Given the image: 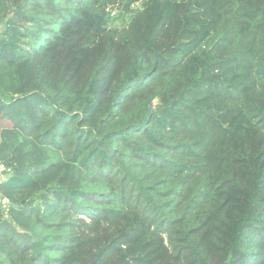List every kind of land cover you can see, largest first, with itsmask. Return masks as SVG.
<instances>
[{
	"label": "trees",
	"instance_id": "16d2710c",
	"mask_svg": "<svg viewBox=\"0 0 264 264\" xmlns=\"http://www.w3.org/2000/svg\"><path fill=\"white\" fill-rule=\"evenodd\" d=\"M0 161V264H264V0H0Z\"/></svg>",
	"mask_w": 264,
	"mask_h": 264
},
{
	"label": "rangeland",
	"instance_id": "374dc122",
	"mask_svg": "<svg viewBox=\"0 0 264 264\" xmlns=\"http://www.w3.org/2000/svg\"><path fill=\"white\" fill-rule=\"evenodd\" d=\"M126 21H127V17L121 18V19L117 20L114 25L120 26L122 23H124ZM9 174H10V171L0 161V183L4 182L9 177ZM1 198H2V195L0 193V206H4L5 208H7L8 204H9V203H7L8 201L6 202V200H2Z\"/></svg>",
	"mask_w": 264,
	"mask_h": 264
},
{
	"label": "built area",
	"instance_id": "2783aa9c",
	"mask_svg": "<svg viewBox=\"0 0 264 264\" xmlns=\"http://www.w3.org/2000/svg\"><path fill=\"white\" fill-rule=\"evenodd\" d=\"M7 202V201H6ZM8 203V202H7Z\"/></svg>",
	"mask_w": 264,
	"mask_h": 264
}]
</instances>
